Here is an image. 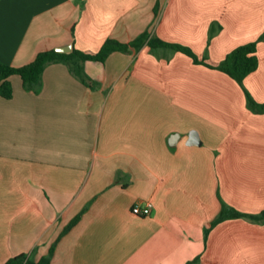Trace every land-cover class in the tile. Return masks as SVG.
Here are the masks:
<instances>
[{
  "label": "crops",
  "instance_id": "0c3cea01",
  "mask_svg": "<svg viewBox=\"0 0 264 264\" xmlns=\"http://www.w3.org/2000/svg\"><path fill=\"white\" fill-rule=\"evenodd\" d=\"M0 97V264H264V0H0V61L95 54ZM158 40L185 48L150 49ZM255 43L242 87L216 67ZM64 53V54H68ZM257 109V108H256ZM195 132L199 145H187ZM149 202L148 217L132 208ZM75 223L70 227V224Z\"/></svg>",
  "mask_w": 264,
  "mask_h": 264
},
{
  "label": "trees",
  "instance_id": "16d2710c",
  "mask_svg": "<svg viewBox=\"0 0 264 264\" xmlns=\"http://www.w3.org/2000/svg\"><path fill=\"white\" fill-rule=\"evenodd\" d=\"M146 40L145 35H142L138 40L128 45L119 44L113 40H106L100 50L95 54H85L76 50H72L68 54L58 53L54 50L41 52L29 64L22 67H12L0 61V97L10 99L12 97V88L9 78L18 76L22 81L24 90L32 93H37L41 87V75L46 65L56 62H64L68 64L71 72L84 84L87 85L86 77L82 71V65L87 61L104 62L109 54L113 52H127L128 48H139ZM150 49L156 47L170 48L174 51H180L197 60L191 52L185 48L165 44L158 40H149L147 42ZM255 43L247 44L236 48L216 67L209 68L225 73L242 87L243 79L252 73L257 67V60L254 55ZM247 109L253 112H264V105L256 104L250 96L245 92ZM257 108V109H256ZM226 218H247L252 221H264V211L257 216H248L240 214L230 208H223L219 217L214 220L212 225H215ZM75 223V220L70 224V228ZM51 255V253H50ZM50 255L41 257L37 262L28 260L24 255L16 256L9 259L5 264H50Z\"/></svg>",
  "mask_w": 264,
  "mask_h": 264
},
{
  "label": "built area",
  "instance_id": "2783aa9c",
  "mask_svg": "<svg viewBox=\"0 0 264 264\" xmlns=\"http://www.w3.org/2000/svg\"><path fill=\"white\" fill-rule=\"evenodd\" d=\"M152 205L149 202L144 203L141 205H136L132 208V214L137 217H148L150 215V210Z\"/></svg>",
  "mask_w": 264,
  "mask_h": 264
},
{
  "label": "water",
  "instance_id": "95a60500",
  "mask_svg": "<svg viewBox=\"0 0 264 264\" xmlns=\"http://www.w3.org/2000/svg\"><path fill=\"white\" fill-rule=\"evenodd\" d=\"M70 50L69 49H57L56 52L58 53H68ZM200 141L195 132H190L189 137H188V142L187 145H199Z\"/></svg>",
  "mask_w": 264,
  "mask_h": 264
}]
</instances>
